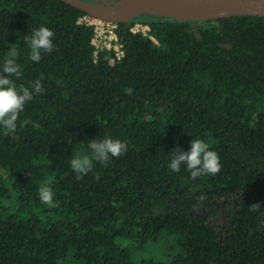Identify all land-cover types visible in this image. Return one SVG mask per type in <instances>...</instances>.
Masks as SVG:
<instances>
[{
	"label": "trees",
	"instance_id": "trees-1",
	"mask_svg": "<svg viewBox=\"0 0 264 264\" xmlns=\"http://www.w3.org/2000/svg\"><path fill=\"white\" fill-rule=\"evenodd\" d=\"M88 16L61 0H0V65L15 46L17 87L43 74L44 88L20 114L30 123L0 126V264H136L126 242L170 239L174 257L138 264H264V16L115 23L121 59L96 48ZM40 25L55 50L33 62L23 35ZM104 135L126 153L76 179L73 154ZM197 137L219 173L170 172L171 150Z\"/></svg>",
	"mask_w": 264,
	"mask_h": 264
},
{
	"label": "clouds",
	"instance_id": "clouds-1",
	"mask_svg": "<svg viewBox=\"0 0 264 264\" xmlns=\"http://www.w3.org/2000/svg\"><path fill=\"white\" fill-rule=\"evenodd\" d=\"M54 32L44 25L31 29L23 35L24 43L28 46V59L33 62L42 60V53L51 54L55 50L53 43ZM14 45V44H13ZM19 56L18 49L13 46L5 54L2 65H0V126L7 133L13 134L17 130L20 114L25 109V104L31 101L36 94H43L42 86L43 74L40 78L32 81L30 86H19L12 79L19 80L23 73L21 65L17 62ZM58 84L61 81H57ZM30 121L24 119L20 121L21 126H26ZM87 150H80L73 154L69 161L70 168L76 174V179H82L93 170L94 162L108 165L110 158H119L127 151L126 142L120 139H113L104 135L103 138L89 139ZM168 167L170 172L179 173L182 166L190 173V178L195 181L203 175H216L219 173L221 164L219 156L215 151L210 150L209 144L201 139L195 138L191 141L189 151H181L174 148L170 153ZM97 179L99 177L97 176ZM54 192L49 186H41L38 189L39 201L49 208L56 207L54 203ZM205 196L199 197V202H203ZM250 212L260 209L257 203L251 204ZM264 225V221L261 222Z\"/></svg>",
	"mask_w": 264,
	"mask_h": 264
},
{
	"label": "water",
	"instance_id": "water-1",
	"mask_svg": "<svg viewBox=\"0 0 264 264\" xmlns=\"http://www.w3.org/2000/svg\"><path fill=\"white\" fill-rule=\"evenodd\" d=\"M89 14L90 17L117 21L113 16H100L89 10L91 6L80 0H61ZM140 15L185 21H213L234 16H264V0H138ZM116 12V11H115ZM113 12L112 14H114ZM138 16V17H139ZM135 17V18H138ZM132 18V19H135ZM131 20V19H130ZM129 21V20H128Z\"/></svg>",
	"mask_w": 264,
	"mask_h": 264
},
{
	"label": "rangeland",
	"instance_id": "rangeland-1",
	"mask_svg": "<svg viewBox=\"0 0 264 264\" xmlns=\"http://www.w3.org/2000/svg\"><path fill=\"white\" fill-rule=\"evenodd\" d=\"M121 1L122 0H99L98 3L100 5L96 7L97 9L106 7L111 8L113 9V13L119 9V2ZM83 21L89 23L90 25H93L95 27V30H97V33L95 34L96 46L102 49L110 48L107 50L114 51L116 56L121 54V50H118V46H116V43L114 41H111V35L108 32L109 30H113L115 23L111 21L99 20L90 16L84 18ZM134 30L147 32L148 28L142 25H137ZM0 175L3 176L2 171H0ZM125 245L131 247L133 260L136 264L147 260L167 262L177 254L178 250L177 241L172 239L152 240L144 245H135L132 242H126Z\"/></svg>",
	"mask_w": 264,
	"mask_h": 264
},
{
	"label": "bare ground",
	"instance_id": "bare-ground-1",
	"mask_svg": "<svg viewBox=\"0 0 264 264\" xmlns=\"http://www.w3.org/2000/svg\"><path fill=\"white\" fill-rule=\"evenodd\" d=\"M89 10L103 17L111 15L117 21H128L140 15V4L138 0H122L114 14H112L113 9L108 7L97 9L96 6H91Z\"/></svg>",
	"mask_w": 264,
	"mask_h": 264
},
{
	"label": "built area",
	"instance_id": "built-area-1",
	"mask_svg": "<svg viewBox=\"0 0 264 264\" xmlns=\"http://www.w3.org/2000/svg\"><path fill=\"white\" fill-rule=\"evenodd\" d=\"M87 23V22H86ZM89 24V23H88ZM113 27V26H112ZM114 28H115V26H114ZM114 28H113V30H109L108 32H109V34L111 35L110 36V38L112 39L111 41H114L115 43H116V46H118V50L120 49L121 50V46H119L118 44H117V37H116V35H115V33H114ZM97 33V30H95V34ZM94 44H95V39H94ZM95 46H96V44H95ZM96 48L97 49H102V48H99L98 46H96ZM107 49H110V48H107ZM117 50V51H118ZM121 54L120 55H118L117 56V58H119V59H121L122 57H123V52L121 51L120 52ZM112 62H114V60H112Z\"/></svg>",
	"mask_w": 264,
	"mask_h": 264
}]
</instances>
